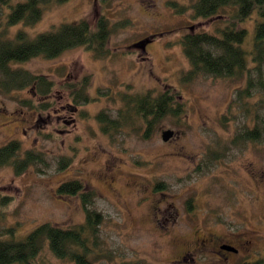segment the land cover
Returning a JSON list of instances; mask_svg holds the SVG:
<instances>
[{
	"label": "rangeland",
	"instance_id": "rangeland-1",
	"mask_svg": "<svg viewBox=\"0 0 264 264\" xmlns=\"http://www.w3.org/2000/svg\"><path fill=\"white\" fill-rule=\"evenodd\" d=\"M22 0H11V5ZM186 7L179 12L172 3ZM196 0H66L45 6L34 25L7 27L11 5L0 6V32L31 37L65 22L107 15L115 27L109 53L97 58L74 47L55 58L35 57L16 66L46 74L55 90L41 99L30 87L0 90V147L20 141L19 157L43 155L17 172L0 167V233L25 238L44 223L72 228L87 221L81 193L61 195L59 186L80 180L94 192L88 208L100 216L96 264H264V138L234 142L239 132L254 127V111L264 118V92L249 99L251 111L238 103L244 78L201 74L184 79L191 68L182 38L191 31L217 33L218 18H195ZM257 21L243 47L254 52ZM91 76L93 98L75 103L68 83ZM173 89L182 113L166 115L149 135V125L133 116L112 135L102 131L98 114L120 117L126 93ZM31 99L46 109L29 106ZM42 107V106H41ZM175 131L169 141L162 134ZM63 157L70 163L61 167ZM9 200L2 204L1 198ZM13 230V232H8ZM219 243L237 247L226 253ZM33 264H74L57 257L49 242Z\"/></svg>",
	"mask_w": 264,
	"mask_h": 264
},
{
	"label": "trees",
	"instance_id": "trees-1",
	"mask_svg": "<svg viewBox=\"0 0 264 264\" xmlns=\"http://www.w3.org/2000/svg\"><path fill=\"white\" fill-rule=\"evenodd\" d=\"M66 0H22L11 5V0H0V6L11 5L7 27L24 23L31 26L39 22L45 6L52 2ZM179 12L186 7L172 3ZM195 18H218L224 21V26L217 29V33L208 31H191L182 38V46L188 57L191 68L184 79L194 78L201 74L225 78H244L246 86L239 90L238 103L242 108L251 111L249 99L257 90L264 92V0H196L193 4ZM253 14L260 17L257 21L254 40V52L250 64L249 53L243 47L248 30L242 26ZM110 18L99 14L94 22L82 18L72 22L61 23L52 30L45 31L31 37L25 30H19L15 36H9L7 30L0 32V90L10 92L30 87L34 94L41 99L49 96L56 88V82L46 74H34L16 65L29 61L35 57L55 58L64 51L74 47H84L97 58L108 55L109 40L114 30ZM91 76L87 75L79 82L68 83L65 87L70 91L75 103H86L93 98L87 91ZM177 94L173 89L154 95L152 91L144 93H126L123 96V107L120 117H112L106 110L98 114L102 131L113 134L136 116L149 125V131L166 115L178 116L183 109L177 101ZM29 106L46 109L50 101H43L37 105L31 99L24 100ZM264 103V98H262ZM260 115L254 111V127L239 132L234 142H257L264 138V118L258 122ZM20 141L12 140L0 147V167L12 164L17 172L37 161H45L43 155H36L32 151L19 157ZM71 158L63 157L60 166L65 167ZM84 184L80 180L62 183L58 192L61 195H76L81 193L87 211V221L72 228H62L51 223L39 225L25 238L16 240L4 238L0 233V264H33L40 253L43 242L48 241L52 252L61 259H69L74 264H96L98 257L92 258L91 240L97 242V228L100 214L87 206L95 196L94 192L83 191ZM9 200L1 198L2 204ZM13 232V230H8Z\"/></svg>",
	"mask_w": 264,
	"mask_h": 264
},
{
	"label": "water",
	"instance_id": "water-1",
	"mask_svg": "<svg viewBox=\"0 0 264 264\" xmlns=\"http://www.w3.org/2000/svg\"><path fill=\"white\" fill-rule=\"evenodd\" d=\"M175 134V131L172 129H166L163 131L162 137L164 141H169ZM228 249L234 250L233 247L227 246Z\"/></svg>",
	"mask_w": 264,
	"mask_h": 264
},
{
	"label": "flooded vegetation",
	"instance_id": "flooded-vegetation-1",
	"mask_svg": "<svg viewBox=\"0 0 264 264\" xmlns=\"http://www.w3.org/2000/svg\"><path fill=\"white\" fill-rule=\"evenodd\" d=\"M218 246H219V249H220L221 251H224V252H226V253H238V252L240 251V250H239L237 247H235L234 245H230V244H226V243H223V244L219 243ZM227 246H231V247H233L234 250H230V249H228Z\"/></svg>",
	"mask_w": 264,
	"mask_h": 264
}]
</instances>
